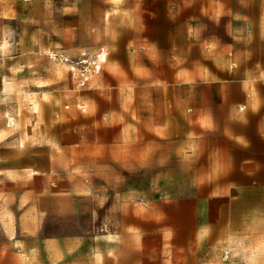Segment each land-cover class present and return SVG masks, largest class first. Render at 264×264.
<instances>
[{"label":"crops","instance_id":"1","mask_svg":"<svg viewBox=\"0 0 264 264\" xmlns=\"http://www.w3.org/2000/svg\"><path fill=\"white\" fill-rule=\"evenodd\" d=\"M129 21L131 84L94 78L68 104L0 56V264H264V0H129ZM127 100L192 101L194 123Z\"/></svg>","mask_w":264,"mask_h":264},{"label":"rangeland","instance_id":"2","mask_svg":"<svg viewBox=\"0 0 264 264\" xmlns=\"http://www.w3.org/2000/svg\"><path fill=\"white\" fill-rule=\"evenodd\" d=\"M86 1L91 18L90 42L89 39L84 40V32L81 30L79 0H40L34 6L33 0H9V20L3 24V35L0 36V56L5 59L6 77L20 79L25 83L23 89L27 91L54 89L61 94L63 104L75 99L82 100V90L87 89L94 78L106 83L109 90L114 82L128 87L135 70L125 67L126 58L120 46L127 39L122 34L129 28V0ZM113 17L119 20L113 21ZM106 29H118L121 32L115 37H107ZM112 40L116 41L115 49L119 53L115 67L99 57L101 52L107 56ZM125 103L127 105L122 110H131L140 115H145V108L152 106L154 121L158 124L162 123V112L165 109L171 115L178 109L185 110V114L192 115L187 118L188 123H194L192 101L127 100ZM97 104L107 108L111 102L100 101ZM24 108V115L29 122L33 119L34 109L31 105H25ZM84 108H87L85 103L83 107L67 109L66 113L75 115ZM181 120L184 124V118L181 117ZM103 131L108 139L110 129L105 128ZM157 167L155 175L161 172ZM141 168L139 165L138 186L144 183L142 179L145 172L140 173Z\"/></svg>","mask_w":264,"mask_h":264},{"label":"built area","instance_id":"3","mask_svg":"<svg viewBox=\"0 0 264 264\" xmlns=\"http://www.w3.org/2000/svg\"><path fill=\"white\" fill-rule=\"evenodd\" d=\"M83 83H85V81H83Z\"/></svg>","mask_w":264,"mask_h":264},{"label":"bare ground","instance_id":"4","mask_svg":"<svg viewBox=\"0 0 264 264\" xmlns=\"http://www.w3.org/2000/svg\"><path fill=\"white\" fill-rule=\"evenodd\" d=\"M53 54V53H52Z\"/></svg>","mask_w":264,"mask_h":264}]
</instances>
